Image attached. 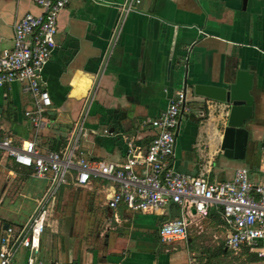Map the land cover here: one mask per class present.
Masks as SVG:
<instances>
[{
    "label": "crops",
    "instance_id": "obj_1",
    "mask_svg": "<svg viewBox=\"0 0 264 264\" xmlns=\"http://www.w3.org/2000/svg\"><path fill=\"white\" fill-rule=\"evenodd\" d=\"M129 1L71 0L60 10L57 47L42 71L53 104L36 135L39 148L63 151L85 113L91 134L82 141V152L121 163L126 139L146 149L155 133L151 119L187 83L190 111L179 119L169 167L213 182L231 178L244 166L259 178L264 167V0H139L125 11ZM41 12L34 0H0V50L12 46L14 24L24 14ZM238 69L252 74L254 100L244 125L253 148L244 157L240 133L238 141L236 134L225 140L226 105L190 92L193 83L234 82ZM25 94L20 83L0 86L1 127L15 143L33 135L25 115L32 100ZM67 175L38 251L20 248L14 258L20 264L30 256L50 264H208L205 250L218 239L217 247L227 249L218 206L210 207L206 217L189 215L186 238L162 241L159 226L182 216L178 204L168 202L154 212L129 210L123 203L111 208L112 182L91 178L80 185L74 172ZM48 183V176L37 177L0 153V237L8 226L29 219Z\"/></svg>",
    "mask_w": 264,
    "mask_h": 264
},
{
    "label": "built area",
    "instance_id": "obj_2",
    "mask_svg": "<svg viewBox=\"0 0 264 264\" xmlns=\"http://www.w3.org/2000/svg\"><path fill=\"white\" fill-rule=\"evenodd\" d=\"M34 1L42 12L24 14L14 24L12 46L0 50V86L20 83L29 95L32 106L25 115L33 135L15 143L1 127L0 114V153L29 168L37 177L48 176L49 183L29 219L18 227L8 226L0 237V264H20L14 259L20 248L38 251L47 216L69 170L80 185L87 184L91 178L112 182L113 193L108 200L111 208L123 203L129 210L154 212L168 202L178 204L182 216L165 220L159 226L162 241L186 238L192 209L195 215L206 217L210 207L218 206L227 229L225 247L248 248L264 258V167L259 178L241 166L231 178L213 182L169 167L179 119L182 113L190 111L184 89L178 90L167 107L151 119L155 133L146 149L140 148L132 138L126 139L127 155L121 163L88 157L82 152V141L91 134L85 127V113L76 122L63 151L39 148L36 135L45 126V114L53 104L42 71L57 47L58 14L71 0ZM133 1L139 2L130 0L125 11ZM23 264L50 263L30 256Z\"/></svg>",
    "mask_w": 264,
    "mask_h": 264
},
{
    "label": "water",
    "instance_id": "obj_3",
    "mask_svg": "<svg viewBox=\"0 0 264 264\" xmlns=\"http://www.w3.org/2000/svg\"><path fill=\"white\" fill-rule=\"evenodd\" d=\"M251 84L252 74L244 69H238L234 82L223 85L193 83L190 88V92L194 96L218 101L226 105L224 110H228L225 140L229 139V135L236 134L238 141V133L241 134V138L238 141L242 147L241 157H244L247 143L249 142V130L244 126L245 120L249 119L253 114L254 100L250 93ZM186 89L187 83L184 85V90L186 91ZM176 134L177 131L175 132V137ZM233 137L231 136L230 140ZM192 212L195 213V210L192 209Z\"/></svg>",
    "mask_w": 264,
    "mask_h": 264
},
{
    "label": "rangeland",
    "instance_id": "obj_4",
    "mask_svg": "<svg viewBox=\"0 0 264 264\" xmlns=\"http://www.w3.org/2000/svg\"><path fill=\"white\" fill-rule=\"evenodd\" d=\"M25 96L29 97L26 93ZM250 142V141H249ZM252 145L248 143L245 152H250L252 150ZM248 149V150H247ZM72 172L69 170L67 173L69 174ZM68 175H66L67 178ZM218 244L208 252V250H205V254L209 255L210 262L208 264H250L249 259H258L260 261L264 262V258H258L255 254L250 253L247 248H242L241 250H232V249H226L224 251V247H217L221 245L222 240L218 239ZM217 247L216 249H214ZM255 264V263H251Z\"/></svg>",
    "mask_w": 264,
    "mask_h": 264
},
{
    "label": "trees",
    "instance_id": "obj_5",
    "mask_svg": "<svg viewBox=\"0 0 264 264\" xmlns=\"http://www.w3.org/2000/svg\"><path fill=\"white\" fill-rule=\"evenodd\" d=\"M203 108V107H202ZM255 260V259H254Z\"/></svg>",
    "mask_w": 264,
    "mask_h": 264
}]
</instances>
